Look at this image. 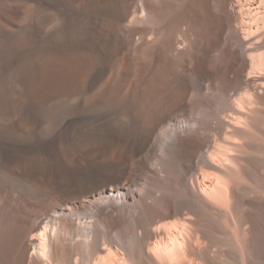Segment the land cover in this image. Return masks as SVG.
I'll use <instances>...</instances> for the list:
<instances>
[{"label": "bare ground", "instance_id": "6f19581e", "mask_svg": "<svg viewBox=\"0 0 264 264\" xmlns=\"http://www.w3.org/2000/svg\"><path fill=\"white\" fill-rule=\"evenodd\" d=\"M0 264H264V0H0Z\"/></svg>", "mask_w": 264, "mask_h": 264}]
</instances>
